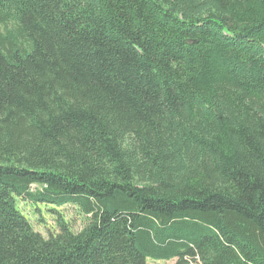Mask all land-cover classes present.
I'll return each instance as SVG.
<instances>
[{
  "label": "trees",
  "instance_id": "1",
  "mask_svg": "<svg viewBox=\"0 0 264 264\" xmlns=\"http://www.w3.org/2000/svg\"><path fill=\"white\" fill-rule=\"evenodd\" d=\"M148 257L264 264V0H0V264Z\"/></svg>",
  "mask_w": 264,
  "mask_h": 264
},
{
  "label": "rangeland",
  "instance_id": "2",
  "mask_svg": "<svg viewBox=\"0 0 264 264\" xmlns=\"http://www.w3.org/2000/svg\"><path fill=\"white\" fill-rule=\"evenodd\" d=\"M15 199L16 206L28 217L33 228L44 236H48L49 233H54L59 230L56 221V218L59 216L67 220L73 230H79L85 223V216L74 203L54 206L53 204L46 203L34 204L20 197H16ZM51 207H56V210H52ZM146 261L147 264H173L175 258L152 259L148 257ZM190 264L196 263L191 262Z\"/></svg>",
  "mask_w": 264,
  "mask_h": 264
}]
</instances>
